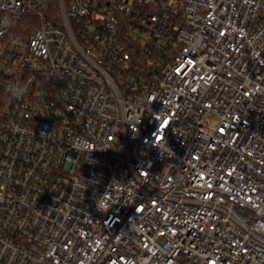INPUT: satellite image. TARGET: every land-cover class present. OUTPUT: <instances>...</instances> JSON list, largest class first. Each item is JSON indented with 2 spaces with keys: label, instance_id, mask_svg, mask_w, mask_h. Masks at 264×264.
I'll list each match as a JSON object with an SVG mask.
<instances>
[{
  "label": "built area",
  "instance_id": "1",
  "mask_svg": "<svg viewBox=\"0 0 264 264\" xmlns=\"http://www.w3.org/2000/svg\"><path fill=\"white\" fill-rule=\"evenodd\" d=\"M58 1L0 0V264H264V0Z\"/></svg>",
  "mask_w": 264,
  "mask_h": 264
},
{
  "label": "clouds",
  "instance_id": "2",
  "mask_svg": "<svg viewBox=\"0 0 264 264\" xmlns=\"http://www.w3.org/2000/svg\"><path fill=\"white\" fill-rule=\"evenodd\" d=\"M11 92V95L16 98V99H19L25 92V89L23 88H20V87H17L16 85H13V87L11 88L10 90ZM99 209L100 210H105L104 206L103 205H100L99 206Z\"/></svg>",
  "mask_w": 264,
  "mask_h": 264
},
{
  "label": "trees",
  "instance_id": "3",
  "mask_svg": "<svg viewBox=\"0 0 264 264\" xmlns=\"http://www.w3.org/2000/svg\"><path fill=\"white\" fill-rule=\"evenodd\" d=\"M49 12L53 15H57V12H59V1L58 0H51V7H50V10ZM23 19V21L27 20V19H30L29 17H23L21 18ZM32 21V20H30Z\"/></svg>",
  "mask_w": 264,
  "mask_h": 264
},
{
  "label": "rangeland",
  "instance_id": "4",
  "mask_svg": "<svg viewBox=\"0 0 264 264\" xmlns=\"http://www.w3.org/2000/svg\"><path fill=\"white\" fill-rule=\"evenodd\" d=\"M208 122L210 123V125H209V126H212V125H213V123L215 122V120H214L213 118H210V119L208 120Z\"/></svg>",
  "mask_w": 264,
  "mask_h": 264
}]
</instances>
